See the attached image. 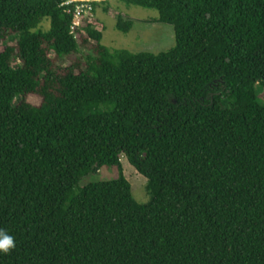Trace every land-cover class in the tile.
<instances>
[{
  "label": "trees",
  "instance_id": "1",
  "mask_svg": "<svg viewBox=\"0 0 264 264\" xmlns=\"http://www.w3.org/2000/svg\"><path fill=\"white\" fill-rule=\"evenodd\" d=\"M115 1L155 10L174 45L110 51L95 9L80 32L79 2L0 0V264H264V0ZM121 156L148 204L122 174L80 186Z\"/></svg>",
  "mask_w": 264,
  "mask_h": 264
},
{
  "label": "rangeland",
  "instance_id": "2",
  "mask_svg": "<svg viewBox=\"0 0 264 264\" xmlns=\"http://www.w3.org/2000/svg\"><path fill=\"white\" fill-rule=\"evenodd\" d=\"M107 1L111 2L108 6L107 13L103 12L102 6L94 8L92 5H89L92 11L95 9L96 18L101 24V27L98 28L102 35L101 44L110 51L127 50L132 53L150 52L156 54L165 52L174 45L172 26L159 23L157 21L158 13L155 10L128 6L115 0ZM118 15L121 16L123 21L132 22V28L126 34L116 29V18ZM83 25V21H80L77 31L82 32ZM41 28L43 31L48 30L49 21L42 23ZM38 30L39 28H36L34 32ZM93 46L94 42L90 41L88 47L79 48L74 54L55 59V67L66 68L76 61L81 60L83 62V57L90 53L91 47ZM16 65L14 63L13 66L16 67ZM255 93L259 102L264 105V92L258 84L255 86ZM27 101L32 105H38L40 103L39 98L35 96H29ZM221 105L228 106L229 100L223 98ZM120 164V169L117 167H104L96 171V173L86 176L80 183V186L90 183L113 181L122 174L130 185L134 201L140 205L148 204L151 196L147 191V180L136 172L124 156L120 157Z\"/></svg>",
  "mask_w": 264,
  "mask_h": 264
},
{
  "label": "built area",
  "instance_id": "3",
  "mask_svg": "<svg viewBox=\"0 0 264 264\" xmlns=\"http://www.w3.org/2000/svg\"><path fill=\"white\" fill-rule=\"evenodd\" d=\"M73 2L72 0H67V3ZM79 4L76 7L75 17L73 21V30L78 29L80 25L81 18L83 16H89L91 14L92 8L88 1H76Z\"/></svg>",
  "mask_w": 264,
  "mask_h": 264
},
{
  "label": "clouds",
  "instance_id": "4",
  "mask_svg": "<svg viewBox=\"0 0 264 264\" xmlns=\"http://www.w3.org/2000/svg\"><path fill=\"white\" fill-rule=\"evenodd\" d=\"M15 248L14 237L6 230L0 229V254H8Z\"/></svg>",
  "mask_w": 264,
  "mask_h": 264
},
{
  "label": "water",
  "instance_id": "5",
  "mask_svg": "<svg viewBox=\"0 0 264 264\" xmlns=\"http://www.w3.org/2000/svg\"><path fill=\"white\" fill-rule=\"evenodd\" d=\"M72 1H88V2H98V1H107V0H72Z\"/></svg>",
  "mask_w": 264,
  "mask_h": 264
}]
</instances>
